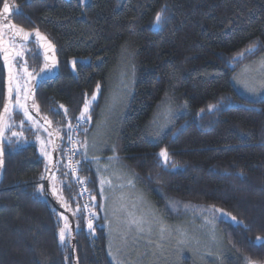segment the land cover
<instances>
[{"label": "trees", "instance_id": "obj_1", "mask_svg": "<svg viewBox=\"0 0 264 264\" xmlns=\"http://www.w3.org/2000/svg\"><path fill=\"white\" fill-rule=\"evenodd\" d=\"M162 9L163 22L156 26L154 18ZM10 19L37 29L54 46L58 74L38 85L32 104L59 130L52 173L59 196H54L74 218L76 264L114 263L93 161L80 148L76 174L63 167L67 125L99 84L83 142L122 72L130 76L129 90L111 152L163 213L162 201L170 199L204 209L215 206L242 221H214L226 246L223 260L264 263V96L250 100L231 82L241 67L264 55V0H89L84 5L78 0H13ZM254 44L258 50L247 54ZM36 50L27 58L35 69L44 66ZM241 52L243 58L233 63ZM3 80L0 53V109ZM210 104L216 107L208 110ZM166 109L167 123L161 127L162 121H156ZM20 117L13 113L15 124ZM2 149L0 264H73L69 235L64 243L59 240L60 212L37 191L46 168L36 146H19L12 137L11 142L2 140ZM161 149L168 151L167 167L157 156ZM74 177L84 182L85 199L79 197ZM49 183L51 188V179ZM85 202L98 218L94 233L87 229Z\"/></svg>", "mask_w": 264, "mask_h": 264}, {"label": "rangeland", "instance_id": "obj_2", "mask_svg": "<svg viewBox=\"0 0 264 264\" xmlns=\"http://www.w3.org/2000/svg\"><path fill=\"white\" fill-rule=\"evenodd\" d=\"M88 1L89 0H84L82 3L81 0H78L81 5L86 4ZM15 46L17 50H23V56L18 57L15 61L16 71L23 72V69L26 67L35 77L30 81L31 86L35 80L42 76L43 73H41L40 70L44 66L42 65L40 68L35 69L27 65V58L37 53L34 45L16 43ZM262 58H264V55L245 64L231 78L234 88L250 100H257L264 96V85L261 84V76L256 72L255 65L253 70L249 73H242V69H244L246 65L260 61ZM38 73L39 75H37ZM129 82L130 76L127 77L126 72H122L119 83L107 97L103 108L98 114L97 121L85 138L88 142L86 156L93 161L99 182V193L101 188L100 180L102 178L112 181V187L110 188L108 185H105L103 196L100 194V205H103V207H100L102 224L106 231L107 251L111 261L114 264H235L223 260L226 253V246L222 243L220 231L214 223L215 220L222 219L219 218V214L214 215L207 211L208 208L204 209L187 203H176V201H170V199L162 201V207L164 208L163 213L162 210L143 193L137 184V176L124 163L119 159L113 161L108 160L109 157H117L116 154H113L111 151L113 149L112 146L116 134V123L122 114L128 96L127 90H129ZM249 88H254L255 91H249ZM96 90L94 92H96ZM114 98L115 104L113 105ZM14 100L15 95H13V102ZM14 112H19L21 117L15 124V127L10 130L11 132H23V137L19 141L17 140L18 145L22 146L33 143L36 146L39 156L43 159L45 168L46 166L49 167L51 164H49L47 158L41 154L40 141L36 139L37 135H39L41 140L47 141L49 139L47 132H45L43 128L33 127L31 122L27 121L26 117H24L22 110ZM168 114L167 109L163 110L158 116L156 123L162 121L160 125L163 127L167 123ZM21 120L25 121L22 126L20 125ZM160 125L158 124L159 127ZM17 128H20V130ZM48 150L51 151L52 155L51 148ZM105 165L108 166L107 170H105ZM117 175L121 178L117 179ZM129 179L133 181L134 187L127 184ZM53 183L51 179V188ZM120 184H123V188L118 187ZM55 187L58 192L56 196H59L56 178ZM121 193L126 194L128 197L126 203L129 209H131V205L135 201V198L143 194L145 200L154 210V215H149L147 217L148 223L145 225V232L140 237L136 238L135 247L122 246V233L126 229L124 225L120 223L122 219L121 213L116 211L120 204L118 197ZM185 205H189V207L186 209ZM140 207L143 209L146 206L141 205ZM137 214H139V211ZM59 220L61 227H63L64 220L61 217V213H59ZM205 220L210 221V223H205ZM161 223L166 225L168 229L163 235H161L160 232ZM149 227L151 229L150 232L148 231ZM180 232L186 233V236L182 237ZM213 232L215 233V240L212 239ZM133 236H135V233H133ZM181 239H186L187 243H178ZM129 242H132L131 237L129 238ZM209 253H211V255H209Z\"/></svg>", "mask_w": 264, "mask_h": 264}, {"label": "snow or ice", "instance_id": "obj_3", "mask_svg": "<svg viewBox=\"0 0 264 264\" xmlns=\"http://www.w3.org/2000/svg\"><path fill=\"white\" fill-rule=\"evenodd\" d=\"M83 3L84 0H81ZM163 9L158 12L154 18V25L159 26L163 22ZM10 12V6L8 2H5L3 4V13H9ZM0 51L3 52V59H4V64L8 68V77H7V97L6 101L3 106V111L0 112V141L3 139L7 138L9 142H11L12 137H16L17 140L19 141L23 137V132H11L10 137H5V132L10 130L11 128L15 127V122L13 120V113L14 111H21L23 112L24 117H26L27 121L31 122V125L33 127L37 128H43L45 132H47L49 139L47 141L41 140L39 135H37L36 139L40 141V151L43 156H45L48 160L49 164H52V155L51 151L48 149L51 148L52 151H57L60 149V146L56 143L53 137L54 133L49 131L48 128H44V124H41L38 120H35L33 116L29 112V106L27 104V101L29 99L33 98V94L31 91L30 87V81L34 79L35 77L31 72L28 71V69L25 67L23 69V72H17L15 68V61L17 60L18 57L23 56V50H17L16 48V42L19 39L21 42L28 41L29 38L33 35V32L27 31L22 27H18L15 24H12L10 22L5 23L3 20H0ZM5 29L7 31H5ZM34 35L37 38V43L40 44L41 47L45 49V64L44 67L41 68L40 72L44 73L45 70L49 69L51 65L47 63L49 59L54 58L50 57L47 53L49 50L54 49V46L51 44L50 41H47V38L43 36L38 30L34 31ZM258 50V45H250L245 52L247 54H251ZM245 52H241L237 55H235L232 58L233 63L242 59L243 56L245 55ZM77 61L73 60L71 61V65L73 70H75ZM255 65V70L256 72L261 76V84L264 85V58H262L258 62H253V64L246 65L244 69H242V73H249L250 71L253 70V67ZM39 75V73L37 74ZM247 87V83H246ZM100 90V85H97V90L94 92L91 96V99H88L86 97L83 109L81 110L80 114L78 117H76L77 120V125L76 127L79 128L82 132H87V129L83 127L84 124H87L91 120V115H90V109L92 104L97 100V93ZM249 91H255L254 88H249ZM13 95H15V100L13 102ZM115 104V98L113 99V105ZM32 107H36L35 103L33 102ZM216 106L215 105H208V110L214 109ZM59 108L64 109L63 105H60ZM38 110V109H37ZM203 112L204 109H201ZM64 114L67 115V109H64ZM25 123L24 120L20 121V125L22 126ZM45 123L51 124L50 121H48L45 118ZM68 129L71 131L73 130V125L69 123L67 125ZM56 136L59 135V130L56 131L55 133ZM69 141H72V136L69 135L68 137ZM80 145V148L83 149L85 153V159H87L86 153L88 150V142L87 139H85L83 142L77 141ZM79 151V149H77ZM157 156L161 159L162 165L164 167H167L169 164V154L167 149H161L160 152L157 154ZM3 149L0 147V165L3 164ZM118 157H109V161L113 160H118ZM55 167V165H54ZM71 167V165H69ZM107 165H105V170H107ZM173 168L176 166L173 164ZM46 171H49L48 167L46 166ZM67 175V173H65ZM115 175V174H114ZM243 175V173H241ZM44 177L42 176L41 179ZM117 175V179H120ZM51 179L53 180V186H52V195H58L57 189L55 187V175L53 174ZM83 182V181H81ZM127 184L131 187H134L133 181L129 179L127 181ZM100 194L103 196V190L104 186L108 185L110 188L112 187V181L108 179H101L100 180ZM118 187L123 188V184L118 185ZM38 192H44V185H40L39 188L37 189ZM91 199L94 201L95 197L92 196ZM118 200L120 201V204L116 211L121 213L122 219L120 220V223L124 225V228L126 229L122 233V241H123V247H135V240L136 238L140 237L144 232H145V225L148 223L147 217L149 215H154V210L152 209L151 205L145 200L143 194H140L135 198V201L131 205V209H129L128 204L126 201L128 200V197L126 194L121 193V195L118 197ZM171 203V202H170ZM141 205H145L146 207L141 209ZM96 205H94L95 207ZM99 207H103V205H99ZM189 205H185V208L187 209ZM194 207V206H193ZM85 208H88V205H85ZM139 211V214L137 212ZM207 211L215 214H219V218L226 219L227 221L232 222L233 224H243L242 221H238L235 216H233L231 213H226L224 209L216 208L215 206H209ZM75 215V213H73ZM95 213L92 212V216L95 217ZM62 219L64 220V225L63 227L60 228L59 230V240L61 243H64L66 234L70 236L71 234V228L68 223V218L67 216H64L61 214ZM205 223H210V221L205 220ZM245 227H247L245 225ZM87 229L94 233L95 228L93 226V221L92 219H89L87 222ZM150 227L148 228V231L150 232ZM167 226L161 223L160 225V232L161 235L165 231H167ZM180 231V230H178ZM133 233H135V236H133ZM180 235L182 237L186 236V233L180 232ZM132 238V242H129V238ZM215 233L213 232L212 239L215 240ZM262 240L261 237H257L256 241L260 242ZM180 244H185L187 243L186 239H181L178 241ZM119 251V249H118ZM211 255V253H209ZM246 259V264H257L256 261H252L249 258Z\"/></svg>", "mask_w": 264, "mask_h": 264}, {"label": "water", "instance_id": "obj_4", "mask_svg": "<svg viewBox=\"0 0 264 264\" xmlns=\"http://www.w3.org/2000/svg\"><path fill=\"white\" fill-rule=\"evenodd\" d=\"M5 2H8L9 3V6H10V12L9 13H3V4ZM12 13H13V0H3L2 6H1V9H0V20H3L5 23L10 22V23L14 24L12 22V20L10 19ZM0 26H2V25H0ZM25 30L30 31V32H33V35L29 38L28 41L21 42L18 39L16 43H22V44L33 43V44H35V46L40 50V53L42 55V60H43V62L45 64V49L43 47H41L40 44L37 43V38L34 35V31L37 30V29H25ZM42 35L45 36L44 34H42ZM47 41H49V40L47 39ZM0 53H1L2 68H3V71H4V80H3V82H4V89H5V101H6V97H7L8 68L4 64L3 52L0 51ZM47 54L50 57H53L55 62L53 63V59H49L47 61V63L49 65H51V67L49 69L45 70V72L42 74V76L40 78H38L37 80H35L31 84L30 87H31L32 94H34V92L37 89L38 85L42 81L48 80V79H52V78L56 77V75L58 74V63H57L56 55L54 53V49L49 50ZM5 101H4V103H5ZM4 103L1 106L0 112L3 111ZM27 104L29 106V112H30V114L36 120H38L41 124H44V128H48L49 131H51V132L54 133L53 137H51V138L54 139L56 141V143L59 145V137L55 135V133H56L55 130L53 129V127L51 125L45 123V119L39 114V112L37 111V109L35 107H32V105H33L32 104V99H29L27 101ZM0 147H2V141H0ZM57 159H58V152L57 151H52V164L48 167L49 171H46L45 172V176H44V178L42 180V183H43L44 189H45L44 195L49 200V202L51 203V205L58 212H60L64 216H67V218H68V223H69L70 228H71V234H70L69 237H70V251H71V257H72V263L73 264H76V257H75V250H74V245H75V240H76L75 239V223H74V218H73L72 213L70 212V210L62 202H60L59 200H57L54 195H52V191H51L50 183H49L50 176L52 175V173L55 170V167L57 165ZM54 165H55V167H54ZM2 174H3V164L0 165V182H1V179H2Z\"/></svg>", "mask_w": 264, "mask_h": 264}, {"label": "built area", "instance_id": "obj_5", "mask_svg": "<svg viewBox=\"0 0 264 264\" xmlns=\"http://www.w3.org/2000/svg\"><path fill=\"white\" fill-rule=\"evenodd\" d=\"M73 125V130H69L67 132V139L65 141V146L62 151V163L63 167L65 170L72 176H74L79 169V153H80V145L76 143L77 141L81 142V135L82 131L76 127L77 125V120L75 119L72 123ZM85 128V124L83 125ZM72 136V141L70 142L68 137ZM79 149V151H77ZM71 165V167H69ZM73 181L75 183L76 191L81 198H86L88 196V190L86 189V186L84 182H81L79 178L74 177ZM88 205V208H85V219L88 222L89 219H92L93 223L96 220V215L95 217L92 216L93 209L89 207V203L85 202L84 206ZM95 213V212H94ZM96 214V213H95Z\"/></svg>", "mask_w": 264, "mask_h": 264}]
</instances>
